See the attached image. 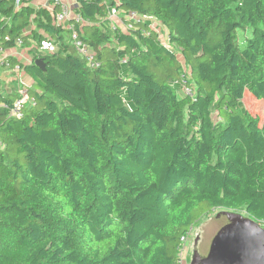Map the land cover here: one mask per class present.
<instances>
[{"label":"trees","instance_id":"1","mask_svg":"<svg viewBox=\"0 0 264 264\" xmlns=\"http://www.w3.org/2000/svg\"><path fill=\"white\" fill-rule=\"evenodd\" d=\"M33 1L0 0V47L31 57L6 59L33 99L11 119L17 94L0 93V264H178L205 211L264 224V0H75L91 60ZM111 8L150 19L124 31Z\"/></svg>","mask_w":264,"mask_h":264},{"label":"built area","instance_id":"2","mask_svg":"<svg viewBox=\"0 0 264 264\" xmlns=\"http://www.w3.org/2000/svg\"><path fill=\"white\" fill-rule=\"evenodd\" d=\"M14 2H15V6L17 7L19 4V0H14ZM50 2L52 6L49 9L52 8L54 9L55 7H57V11L54 14L55 25L60 26L69 32V43L80 57L91 60L93 55L92 51L80 40L73 25L67 23L70 19H75L76 21H79L78 16H76V14H74L70 10L69 6L64 4L61 0H50ZM108 18L111 21V23L116 24L117 26L122 25V30L124 31L128 29V26L123 25L122 20L141 22L150 19L148 17H139L133 12L121 11L116 8L110 9L108 13ZM149 28L152 31H156V33L160 38L159 30L161 29V27L156 21L152 20L150 22ZM165 37L166 34L164 38L163 37L160 38L162 42L166 40ZM40 49L41 51H45L47 53H53L57 50V46L53 45L49 41H44L41 43ZM9 56L11 57L10 54H6V50H3L0 47V68L11 71L15 77V80L20 82L17 91V98L10 105L3 104L2 108L7 110L8 112L7 115L9 118L21 119L23 117L24 108L33 105V99L28 94L29 87H27V85L25 86V83L21 81L20 75L22 74V72L19 69V65L18 64L11 65L10 61L6 59ZM188 81H189V72L186 68H183L180 71L177 79L173 81L172 84L174 86H178L179 90L183 92V95H190L191 88L190 85L188 84ZM259 226L264 230V224H261ZM191 231L192 229H190L189 232L184 236H182L179 240L180 247L178 249V260H177L178 264H185V261L183 262L181 259V252L183 251L184 245L188 240ZM186 264H188V262H186Z\"/></svg>","mask_w":264,"mask_h":264},{"label":"water","instance_id":"3","mask_svg":"<svg viewBox=\"0 0 264 264\" xmlns=\"http://www.w3.org/2000/svg\"><path fill=\"white\" fill-rule=\"evenodd\" d=\"M34 65L44 70L42 60H35ZM221 214L227 224L212 239L208 254L201 258L194 251L189 264H264V230L240 213Z\"/></svg>","mask_w":264,"mask_h":264},{"label":"rangeland","instance_id":"4","mask_svg":"<svg viewBox=\"0 0 264 264\" xmlns=\"http://www.w3.org/2000/svg\"><path fill=\"white\" fill-rule=\"evenodd\" d=\"M68 2L71 3L73 2V0H68ZM159 34H160V38L162 37L164 38L165 32L162 28L159 30ZM245 36L250 37V32L248 31L245 34L238 32V42L240 45L243 44V39ZM64 53H68V50H66V52ZM16 56L19 62L23 64H26V61L30 57L28 53L22 50L21 48H18V50H16ZM14 79L15 77L11 71L0 68V93L1 94L5 95V94L10 93L11 91L16 92L17 86L15 87V85L18 84V87H19L20 81L19 82L17 81L15 83ZM23 79H24V76H21L22 82H23ZM28 94L31 97L30 91H28ZM178 95H183V92L179 91ZM250 96L251 95L247 92V94L244 95L242 104L244 108L247 111H249L252 115L260 116L262 104L261 102L254 100ZM224 211L225 210H221V209L205 211L199 216L198 222L192 228L189 238L184 245L183 251L181 252V259L183 262L185 261V264L186 262H188L189 264L192 253L194 251H196L197 254L201 258H204L208 254L212 239L219 232V230L227 224L226 217L221 214ZM240 214H242L245 217L243 212H240ZM195 239H198L196 245H194Z\"/></svg>","mask_w":264,"mask_h":264},{"label":"crops","instance_id":"5","mask_svg":"<svg viewBox=\"0 0 264 264\" xmlns=\"http://www.w3.org/2000/svg\"><path fill=\"white\" fill-rule=\"evenodd\" d=\"M61 1L64 4L68 5L69 8H70V10L74 13L73 7H74V4H75V0H73V2H71V3L68 2V0H61ZM50 4H51L50 0H34L32 2V5L34 7H38V6H40V7H47ZM119 27L122 29V25H120ZM16 50H18V48L6 50V54H10L11 56H15L17 58V56H16ZM30 59H31V57L28 58V60L26 61V64L30 62ZM20 76H24L23 82L27 85V87H30L32 85V81H31V79L29 77H27L24 74H21ZM14 82L16 83L17 80L14 79ZM15 87H16V92L15 93L17 94L18 84L15 85ZM11 92H14V91H11Z\"/></svg>","mask_w":264,"mask_h":264}]
</instances>
